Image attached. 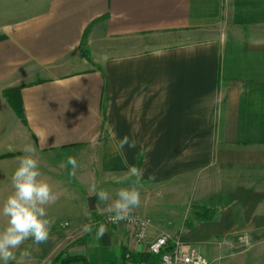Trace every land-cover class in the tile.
<instances>
[{"label":"crops","instance_id":"crops-1","mask_svg":"<svg viewBox=\"0 0 264 264\" xmlns=\"http://www.w3.org/2000/svg\"><path fill=\"white\" fill-rule=\"evenodd\" d=\"M0 31V155L12 154L0 161V204L25 143L61 193L48 241H25L18 256L29 248L30 264H47L75 231L68 250L92 264L140 251L127 226L101 240L82 231L106 212L92 184L115 198L136 181L132 165L144 169L134 213L149 239L178 238L208 260L238 232L264 240V0H43ZM125 135L135 149L120 148ZM188 204L217 211L181 232Z\"/></svg>","mask_w":264,"mask_h":264},{"label":"clouds","instance_id":"clouds-1","mask_svg":"<svg viewBox=\"0 0 264 264\" xmlns=\"http://www.w3.org/2000/svg\"><path fill=\"white\" fill-rule=\"evenodd\" d=\"M121 149H135L136 140L134 137L125 135L120 140ZM23 155L17 157V167L11 178V192L0 204V218L3 226H0V262L9 264H30L31 250L24 248L17 255L25 241L31 240L33 244L40 245L49 239L50 231L55 223L49 218L48 208L56 203L61 193L54 191L52 184L44 177L40 168V159L37 149L32 143H25L21 149ZM71 165V176L76 175L78 162L75 157L69 156L66 165ZM144 169L132 165L128 168L125 178H137L129 187L119 188L115 192V198L107 190H97L92 184L90 195L97 197L101 202L106 203L105 211L110 215L108 220L118 224L121 221L134 222L136 217L134 210L141 205L142 185L139 179L143 177ZM149 179H155L152 175ZM111 201V203H107ZM67 227V222L62 225ZM106 226L103 223L95 230L94 238L101 240L106 233ZM82 231L92 233V224L83 226ZM242 242H247V237H242Z\"/></svg>","mask_w":264,"mask_h":264},{"label":"rangeland","instance_id":"rangeland-1","mask_svg":"<svg viewBox=\"0 0 264 264\" xmlns=\"http://www.w3.org/2000/svg\"><path fill=\"white\" fill-rule=\"evenodd\" d=\"M42 2L43 0H0V30L1 27L5 28V26L15 22L17 19H21L22 17L29 15L32 12L38 10ZM3 36L4 35H2L0 31V39ZM9 90L4 89L3 93L7 98L9 105L12 108L14 114L17 116L19 120H21V113L17 111V109L13 104V101H11L9 97L6 95ZM10 92L14 93V90H11ZM10 156H12V154L0 155V161L5 160ZM3 177L4 176H2V178ZM200 207L201 206L197 204H190V205L188 204V206L184 210L185 219L183 221L181 232H184L186 231V229L190 228L192 225L191 222H195L201 219L204 215H206L203 213L200 214L198 213V210L200 211L199 209ZM108 215L109 213L107 211L100 215L92 213V215L89 217V222L93 225L94 228H98L99 224L101 223L100 221L103 220V218ZM103 224L106 226V229L114 225H124L120 223L108 224L106 222H103ZM74 233L76 234V231ZM75 234L72 236L71 239H67L64 242H62V244L56 250V253L50 258L48 263L60 252H66L69 255L83 256L86 261L92 264V262L85 256L84 253L80 254L79 252L73 253V251H69L76 245L80 246L79 244L81 242L79 240L83 236L81 234V237H78V235ZM242 237H247V242H242ZM149 240L151 239H149V235H147V239L145 242H148ZM130 245L135 246L134 242L132 241V237L130 240ZM141 247L145 249L146 246L144 244ZM113 259L114 258H111L106 261L99 259V262H101V264H112V262L113 264H119L120 255L119 257L115 258V260ZM208 261L210 264H264V240H253L246 232H238L232 236L231 240H226L224 242L219 241L217 247L213 249L212 255L209 256ZM83 262H75L72 264H83ZM130 264H137V262H132Z\"/></svg>","mask_w":264,"mask_h":264},{"label":"built area","instance_id":"built-area-1","mask_svg":"<svg viewBox=\"0 0 264 264\" xmlns=\"http://www.w3.org/2000/svg\"><path fill=\"white\" fill-rule=\"evenodd\" d=\"M133 215L136 217L134 222L121 221L120 224L131 228L132 241L135 244L134 247L141 248L138 252L160 254L158 264H210L208 259L199 253L191 244L183 243L178 238L172 239L171 241L168 235L162 234L145 242L148 235L147 222L137 214L133 213ZM108 216H105L100 222L114 224L109 222ZM144 244L146 246L145 249L141 247ZM167 245H170L171 248L163 251ZM137 264L143 263L138 262Z\"/></svg>","mask_w":264,"mask_h":264},{"label":"trees","instance_id":"trees-1","mask_svg":"<svg viewBox=\"0 0 264 264\" xmlns=\"http://www.w3.org/2000/svg\"><path fill=\"white\" fill-rule=\"evenodd\" d=\"M11 90L7 92V96L11 101H13V104L18 112L21 113V105L19 98L16 97V91L15 93H11ZM201 213L206 214L204 215L200 221H207L210 220L215 212L217 211L213 207H204L201 206L200 208ZM171 248L170 245H167L163 251L169 250ZM120 262L119 264H130L132 262H141L143 264H158L160 254H152L147 252H132L130 250L125 249V247L120 248ZM85 261V262H83ZM75 262H83V264H90V262L86 261L83 256L79 255H69L66 252H60L57 254L48 264H72ZM113 264V262H112Z\"/></svg>","mask_w":264,"mask_h":264}]
</instances>
